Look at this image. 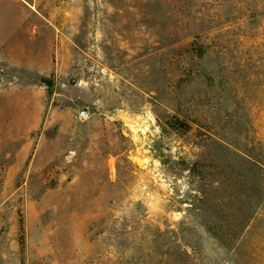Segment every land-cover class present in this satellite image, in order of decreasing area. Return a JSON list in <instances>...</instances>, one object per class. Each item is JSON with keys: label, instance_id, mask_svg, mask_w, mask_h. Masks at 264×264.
Masks as SVG:
<instances>
[{"label": "rangeland", "instance_id": "obj_1", "mask_svg": "<svg viewBox=\"0 0 264 264\" xmlns=\"http://www.w3.org/2000/svg\"><path fill=\"white\" fill-rule=\"evenodd\" d=\"M0 264H264V0H0Z\"/></svg>", "mask_w": 264, "mask_h": 264}]
</instances>
